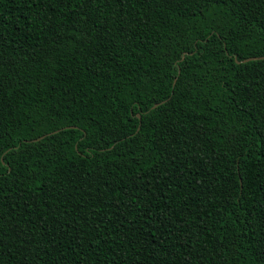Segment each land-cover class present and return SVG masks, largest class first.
Here are the masks:
<instances>
[{"label":"trees","instance_id":"obj_1","mask_svg":"<svg viewBox=\"0 0 264 264\" xmlns=\"http://www.w3.org/2000/svg\"><path fill=\"white\" fill-rule=\"evenodd\" d=\"M259 56L264 0H0V264H264Z\"/></svg>","mask_w":264,"mask_h":264},{"label":"water","instance_id":"obj_2","mask_svg":"<svg viewBox=\"0 0 264 264\" xmlns=\"http://www.w3.org/2000/svg\"><path fill=\"white\" fill-rule=\"evenodd\" d=\"M262 58H264V56H259V57H249V58L244 59L243 61L246 62V61H249V60H253V59H262ZM237 61H238V60H237ZM156 105H158V103H156V104L154 105V107H155ZM139 117L141 118V115H140V114H139ZM139 127H140V126H139Z\"/></svg>","mask_w":264,"mask_h":264}]
</instances>
